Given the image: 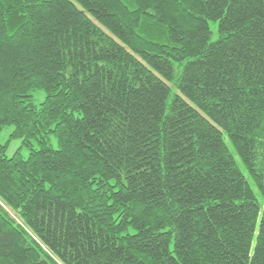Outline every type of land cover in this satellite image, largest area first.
Segmentation results:
<instances>
[{
	"label": "trees",
	"instance_id": "1",
	"mask_svg": "<svg viewBox=\"0 0 264 264\" xmlns=\"http://www.w3.org/2000/svg\"><path fill=\"white\" fill-rule=\"evenodd\" d=\"M6 126L0 264H264V0H0Z\"/></svg>",
	"mask_w": 264,
	"mask_h": 264
},
{
	"label": "rangeland",
	"instance_id": "2",
	"mask_svg": "<svg viewBox=\"0 0 264 264\" xmlns=\"http://www.w3.org/2000/svg\"><path fill=\"white\" fill-rule=\"evenodd\" d=\"M211 27L214 31V37H216V26L214 24H211ZM44 93H36L32 98V103L36 106H38L42 100L44 99ZM13 131L12 126H6L2 129L0 132V144H6L7 143V155L12 156L16 152H20V154L26 158L29 153L30 149L23 145V142L21 139H12L10 140V134ZM50 144L53 146V148L58 149V142L55 137H51ZM35 148H38V145L35 144ZM238 160V157H237Z\"/></svg>",
	"mask_w": 264,
	"mask_h": 264
}]
</instances>
